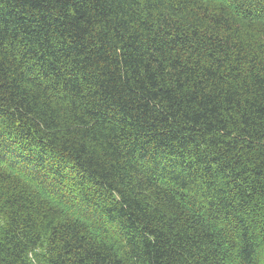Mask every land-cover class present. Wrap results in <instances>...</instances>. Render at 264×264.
I'll return each instance as SVG.
<instances>
[{"label":"trees","instance_id":"obj_1","mask_svg":"<svg viewBox=\"0 0 264 264\" xmlns=\"http://www.w3.org/2000/svg\"><path fill=\"white\" fill-rule=\"evenodd\" d=\"M0 264H264V0H0Z\"/></svg>","mask_w":264,"mask_h":264}]
</instances>
